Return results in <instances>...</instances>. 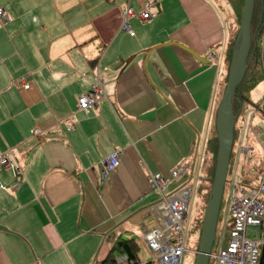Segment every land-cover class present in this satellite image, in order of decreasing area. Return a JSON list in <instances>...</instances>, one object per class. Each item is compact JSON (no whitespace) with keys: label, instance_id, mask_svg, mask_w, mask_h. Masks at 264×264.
Here are the masks:
<instances>
[{"label":"crops","instance_id":"crops-1","mask_svg":"<svg viewBox=\"0 0 264 264\" xmlns=\"http://www.w3.org/2000/svg\"><path fill=\"white\" fill-rule=\"evenodd\" d=\"M145 1L0 0L11 17L0 21V154L12 161L0 171V264H100L118 241L138 239V261L152 262L142 236L162 199L150 180L186 166L169 197L199 176L230 20L218 13L223 0H155L152 18L127 20L131 36L122 13L138 15ZM94 84L105 97L83 111L78 100ZM114 152L120 165L102 180Z\"/></svg>","mask_w":264,"mask_h":264},{"label":"built area","instance_id":"built-area-1","mask_svg":"<svg viewBox=\"0 0 264 264\" xmlns=\"http://www.w3.org/2000/svg\"><path fill=\"white\" fill-rule=\"evenodd\" d=\"M155 0H146L143 10L137 15L131 7H127L121 16V28L133 36L127 20L131 17H139L142 20L154 16L151 9ZM11 17L4 8H0V21L9 22ZM24 79L16 81L19 85ZM23 88H29L23 84ZM103 86L94 84L91 90L78 100L79 109L88 111L105 97ZM73 130L74 126L69 124ZM254 134L258 136L260 130L255 129ZM241 152L247 156L249 148L241 145ZM12 164L9 152L0 154V171L10 167ZM120 165V152H114L101 163V179L106 180ZM187 171V167H179L171 171L169 176L156 174L151 177V189L161 196L162 201L154 204L150 211L154 225L143 233V241L152 256V263L155 264H183L185 256L191 252L187 248V234L184 229V222L190 202V188L182 187L177 193L164 197V189L171 180L180 178ZM235 176V175H234ZM228 179V211L229 219L224 222L218 231L217 243L212 248L209 260L214 259V264H264V236L259 239L251 235L264 233V174H260L258 184L251 187L240 185L235 177ZM223 223V222H222ZM232 224L230 229L227 225ZM224 230L229 232V241L222 246ZM217 233V231H216ZM216 237V234H215ZM213 247V245H212ZM196 253V252H195ZM117 264H142L139 261H128L126 255L117 259Z\"/></svg>","mask_w":264,"mask_h":264},{"label":"trees","instance_id":"trees-1","mask_svg":"<svg viewBox=\"0 0 264 264\" xmlns=\"http://www.w3.org/2000/svg\"><path fill=\"white\" fill-rule=\"evenodd\" d=\"M215 1L217 2L218 0H215ZM223 1L222 2L229 9H231V14H230L231 19H230V24H229L230 34L225 44V55H224V62L226 64V69H227L226 73H228L229 67L234 58V54L236 50L238 49V42L240 39L239 27H240V22H241V14L243 10V0H223ZM251 31H252V43H251L250 54L247 59V68H246L242 81L236 88L235 96L232 100L233 115L235 119L234 144L237 140L239 142V138L237 139V135L239 132V127L237 128V123L244 109L246 108L247 103L250 101L251 92L253 91V89L256 88V86L261 81L264 80V0H254V12H253V17H252V22H251ZM226 81H227V74H226ZM211 139L209 140V143L207 145V150H206V153L210 155V159H211L210 164H207V166L205 165L203 167L204 177L202 175V180L198 187V192H199L198 196H200L199 198L205 199L204 205L207 203L209 199L213 177H214V172H215V166H216V156H217V151H218V144L214 146V149L212 150L209 149ZM217 141H218V138H217ZM234 144H233V147H234ZM233 147H232V151L230 155L227 177H228L230 168L232 167L234 171L235 166H236V163H235L236 154L233 151ZM231 163H232V166H231ZM253 167H255L257 171H254ZM263 167H264V159L259 154L258 160L254 159V162L251 165H245V168L241 171L240 179H239L240 185L247 186V187H251L252 184L255 185V182L253 181V179L254 177H258L259 179V176H260V173ZM234 175L235 173L233 174V176ZM226 183H227V180H226ZM219 218H220V213L218 217V223H219ZM201 224L202 222L196 225L197 229H199L198 239L189 248V250L191 251L198 250L197 243L199 242ZM263 226H264V223H263ZM231 227H232V224L227 225V229H230ZM215 243H216V240L214 239L213 247ZM187 244H188V239H187ZM138 249H139L138 243L135 242L134 240L118 241L110 250L108 258L102 261L100 264H117V259L121 255H126L128 258V261H138L137 259ZM147 264H152V262H149Z\"/></svg>","mask_w":264,"mask_h":264},{"label":"water","instance_id":"water-1","mask_svg":"<svg viewBox=\"0 0 264 264\" xmlns=\"http://www.w3.org/2000/svg\"><path fill=\"white\" fill-rule=\"evenodd\" d=\"M253 12L254 0H243L238 49L229 67L226 85L215 117V128L218 137L216 166L209 199L201 224L198 250L196 251L194 264H208L210 251L215 239L230 155L234 144L235 119L232 100L247 68V59L252 43L251 22Z\"/></svg>","mask_w":264,"mask_h":264},{"label":"rangeland","instance_id":"rangeland-1","mask_svg":"<svg viewBox=\"0 0 264 264\" xmlns=\"http://www.w3.org/2000/svg\"><path fill=\"white\" fill-rule=\"evenodd\" d=\"M219 5V9H218V13L221 17V20L223 21L224 24L228 23V21L230 20V14H231V9H229L225 4L222 5V3L219 1L217 3ZM226 73V70H225ZM226 85V74L224 77V88ZM255 92L252 93L251 92V97H250V101L247 103L246 108L244 109L238 123H237V128L239 127V132L237 135V139L240 138L242 135V140L243 141V147H247L249 148V153L247 156H245L242 152H241V146H239V142L238 140L235 142L234 147H233V151L235 152L237 159H238V165H237V161L235 160L236 163V172H235V179L238 181V173L240 171V168L245 166V165H251L255 160H258L259 158V154L261 155V157H263L264 159V81H261L259 83V85L254 89ZM224 91V89H223ZM215 125V124H214ZM260 130V134L258 136H256L254 134V130ZM211 136L212 139L210 141V146L209 149L212 150L214 149V146L218 144L217 141V133L215 131V127L212 129L211 131ZM205 142L201 140V142L199 143V145H197L196 147V152H195V167L194 169V177L197 176V174H199V176H197L196 178H193L189 184L190 186V202H189V206H188V212H187V216L185 218V222H184V229L186 231L187 234V239H188V244H187V248H190L193 244L194 241V231H193V225L195 223V219L198 213V206L200 205L201 201L204 204L205 199L204 198H200L198 197L199 192H198V186H199V178L203 173V166H207V164H210V155L205 153ZM263 155V156H262ZM232 166V163H231ZM254 171H257V169L255 167H253ZM231 171V173H230ZM234 174V171L232 169V167L229 170V174H228V179L230 177H232ZM260 174H264V167L261 171ZM204 177V175H203ZM227 179V182H228ZM202 180V178H201ZM200 180V182H201ZM253 181L255 182V185L258 184V177H254ZM228 194H229V188H228V183H226L225 188H224V192H223V197H222V202H221V208H220V218H219V224L217 225V233H216V243H217V234L218 231L220 230V228L222 227V225L224 224V221L228 219L229 217V211H228ZM200 210V209H199ZM223 222V223H222ZM264 236V233H258V234H253L251 235L252 238L255 239H259L262 238ZM138 243L141 245V241L138 239L137 240ZM229 241V232L227 230H224V237H223V243L222 246H226V244ZM215 243V245H216ZM198 245V243H197ZM214 245V246H215ZM196 246V244H195ZM196 251V250H195ZM215 247H213L212 249V253H214ZM143 252V248L139 253V256L141 255V253ZM196 253L194 252V255ZM150 260H152V256L149 257ZM183 264H194L195 261V256H193L192 254H188L185 256L184 260H183ZM146 262V261H145ZM155 264V263H153ZM208 264H214V259L211 258L208 262Z\"/></svg>","mask_w":264,"mask_h":264}]
</instances>
